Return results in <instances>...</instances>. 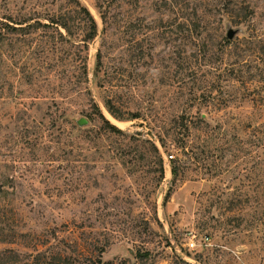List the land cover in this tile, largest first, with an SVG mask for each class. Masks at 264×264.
I'll use <instances>...</instances> for the list:
<instances>
[{
	"label": "rangeland",
	"instance_id": "obj_1",
	"mask_svg": "<svg viewBox=\"0 0 264 264\" xmlns=\"http://www.w3.org/2000/svg\"><path fill=\"white\" fill-rule=\"evenodd\" d=\"M77 1L98 23L86 46ZM4 14L28 23L0 68V264H264V0H0ZM229 24L243 33L227 43Z\"/></svg>",
	"mask_w": 264,
	"mask_h": 264
},
{
	"label": "trees",
	"instance_id": "obj_2",
	"mask_svg": "<svg viewBox=\"0 0 264 264\" xmlns=\"http://www.w3.org/2000/svg\"><path fill=\"white\" fill-rule=\"evenodd\" d=\"M78 4V6L80 7V11L78 12V16H81V18L89 23V29L90 32H88V34H86L84 36L83 41L85 42V46L88 45V42L90 40H92L96 35H97V31H98V23L96 18L93 16V14L91 13L90 9L81 4L79 1L76 2ZM99 8L103 9L101 10V17L103 19V21L106 22V19L108 18V14L109 11H107L106 6H103V4H99ZM4 14L3 16L0 17V68H1V64L4 63V59H3V47L5 45H9L12 46L14 44V42H11V35H13L14 33H16L17 31H23L25 30L24 26H16L17 25H23L25 23H28L27 20H14V18L12 17V15H8ZM52 22H55V20H52ZM13 23V24H12ZM65 27V30L67 31L68 34H71L72 32L70 31V29L68 28V26L66 25V23L62 24ZM31 25L28 24L27 27H30ZM241 27V26H239ZM27 33V31H26ZM243 33V30H242ZM63 35V34H62ZM227 43H230L233 40H230L227 37ZM199 56V55H197ZM82 64L80 66V69H82L81 72V79L83 80L84 76L88 75V70H87V62H86V58L83 55H80ZM199 59V60H198ZM197 60L199 63H201V58L199 56V58L197 57ZM98 64L101 65L102 60H101V54H98ZM240 67L244 68L245 66H247L246 64L243 65L242 62H240ZM233 65V64H230ZM228 69L230 70V72H235L238 71L234 66H230L228 67ZM240 73H242V69H239ZM261 80L259 82H262V86H260V84H258L257 89L260 90V88L264 89V74H261ZM111 102L108 101L107 104L109 105V110H110V104ZM255 105L257 107V111L259 114H264V98L263 95H261V92L259 91V97L255 98ZM111 111V110H110ZM101 117L106 121V125L109 127V129H111V131L113 132H122L123 130L120 129L119 127H117L115 124H112L109 120H107L105 118V116H103V114H101ZM202 120V119H201ZM76 122V120H75ZM79 127V126H78ZM261 139L258 140V142H260ZM164 141L161 140V146H164ZM153 144V143H152ZM154 149L159 152V147H157V145H153ZM183 153L186 155H188L190 152L189 150L187 151L186 149L183 150ZM194 156H191V158L194 159H200L201 158V153L200 152H193ZM174 157V156H173ZM179 161V160H178ZM178 161H174L171 167V173H172V177L173 180L177 177V175L179 174L180 170H182V164ZM160 172H161V176H163L164 173V165L163 162L161 163V168H160Z\"/></svg>",
	"mask_w": 264,
	"mask_h": 264
},
{
	"label": "water",
	"instance_id": "obj_3",
	"mask_svg": "<svg viewBox=\"0 0 264 264\" xmlns=\"http://www.w3.org/2000/svg\"><path fill=\"white\" fill-rule=\"evenodd\" d=\"M242 32V28L241 27H233L231 24L228 25L227 27V37L230 39V40H234L238 34H240ZM76 123L79 127H84V126H87L89 125V121L87 120V118L85 117H80V118H77L76 119Z\"/></svg>",
	"mask_w": 264,
	"mask_h": 264
},
{
	"label": "built area",
	"instance_id": "obj_4",
	"mask_svg": "<svg viewBox=\"0 0 264 264\" xmlns=\"http://www.w3.org/2000/svg\"><path fill=\"white\" fill-rule=\"evenodd\" d=\"M171 157H173V155H171ZM190 245H191V246H194V245H195V243H194L193 240L190 242Z\"/></svg>",
	"mask_w": 264,
	"mask_h": 264
}]
</instances>
